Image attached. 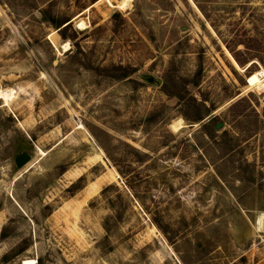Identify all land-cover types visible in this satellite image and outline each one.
Returning a JSON list of instances; mask_svg holds the SVG:
<instances>
[{
	"label": "rangeland",
	"instance_id": "374dc122",
	"mask_svg": "<svg viewBox=\"0 0 264 264\" xmlns=\"http://www.w3.org/2000/svg\"><path fill=\"white\" fill-rule=\"evenodd\" d=\"M119 1L0 0V264H264V0Z\"/></svg>",
	"mask_w": 264,
	"mask_h": 264
},
{
	"label": "bare ground",
	"instance_id": "6f19581e",
	"mask_svg": "<svg viewBox=\"0 0 264 264\" xmlns=\"http://www.w3.org/2000/svg\"><path fill=\"white\" fill-rule=\"evenodd\" d=\"M107 1V0H106ZM110 5H112L109 2ZM129 5V0H121L119 1L115 6L120 9H125ZM113 6V5H112ZM79 25H82V23H79ZM84 27V26H83ZM68 42H64L62 44V48L68 47ZM247 88H256L258 90H264V71H256L252 74H250L247 77ZM13 90L11 89H0V99L4 101V104H8L12 99ZM183 126L181 120H177L176 122L172 123V127L174 130H178ZM82 126H79L81 128ZM256 228L257 230H264V214H261L257 221H256ZM22 264H35L34 259H24L22 260Z\"/></svg>",
	"mask_w": 264,
	"mask_h": 264
},
{
	"label": "trees",
	"instance_id": "16d2710c",
	"mask_svg": "<svg viewBox=\"0 0 264 264\" xmlns=\"http://www.w3.org/2000/svg\"><path fill=\"white\" fill-rule=\"evenodd\" d=\"M43 14V19L46 21V18H45V11L42 10V13ZM52 20V22H50L49 24L52 25L53 27H55L61 34L62 37H64V33H62V30L64 29L65 26L69 25L71 22L70 20H64V21H61V20ZM65 24V25H64ZM64 25V26H63ZM218 32V30H217ZM231 43H235V44H239V43H242L243 45H245L240 39H233ZM228 45V49L231 51V54H232V57L234 58V60L237 62V64H242V61L240 60V58L236 55V52L229 48V44L227 43ZM250 57L253 58V57H256L254 55H251L250 54Z\"/></svg>",
	"mask_w": 264,
	"mask_h": 264
},
{
	"label": "water",
	"instance_id": "95a60500",
	"mask_svg": "<svg viewBox=\"0 0 264 264\" xmlns=\"http://www.w3.org/2000/svg\"><path fill=\"white\" fill-rule=\"evenodd\" d=\"M30 156L26 152H21L14 158L15 165L20 168L24 166L27 162H29Z\"/></svg>",
	"mask_w": 264,
	"mask_h": 264
}]
</instances>
